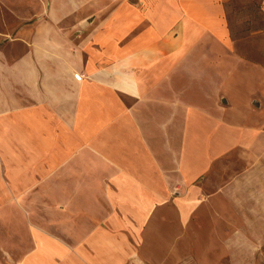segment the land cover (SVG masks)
<instances>
[{"label": "crops", "instance_id": "obj_1", "mask_svg": "<svg viewBox=\"0 0 264 264\" xmlns=\"http://www.w3.org/2000/svg\"><path fill=\"white\" fill-rule=\"evenodd\" d=\"M40 1L0 42V217L33 238L15 264H216L235 176L201 180L260 134L218 101L228 0ZM32 196L78 198L93 226L29 228Z\"/></svg>", "mask_w": 264, "mask_h": 264}, {"label": "rangeland", "instance_id": "obj_2", "mask_svg": "<svg viewBox=\"0 0 264 264\" xmlns=\"http://www.w3.org/2000/svg\"><path fill=\"white\" fill-rule=\"evenodd\" d=\"M26 1L20 11L15 0H0L1 43L17 42V29L39 9L40 0ZM223 9L229 36L228 46L220 52L218 101L238 119H248L260 134L252 147L236 148L215 163L200 184L210 193L235 176L227 193L236 210L237 225L229 230L228 254L216 264H264V0H228ZM14 199L16 203L20 200ZM26 200L19 215L29 228L39 227L72 241L93 226L89 213L64 206L72 201L77 204L78 198H65L58 205L46 196ZM32 244L30 230L21 234L0 217V264H15ZM182 264L197 263L189 259Z\"/></svg>", "mask_w": 264, "mask_h": 264}]
</instances>
